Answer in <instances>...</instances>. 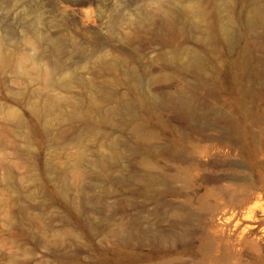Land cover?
Returning a JSON list of instances; mask_svg holds the SVG:
<instances>
[{
    "label": "rangeland",
    "instance_id": "1",
    "mask_svg": "<svg viewBox=\"0 0 264 264\" xmlns=\"http://www.w3.org/2000/svg\"><path fill=\"white\" fill-rule=\"evenodd\" d=\"M0 264H264V0H0Z\"/></svg>",
    "mask_w": 264,
    "mask_h": 264
},
{
    "label": "bare ground",
    "instance_id": "2",
    "mask_svg": "<svg viewBox=\"0 0 264 264\" xmlns=\"http://www.w3.org/2000/svg\"><path fill=\"white\" fill-rule=\"evenodd\" d=\"M194 59V58H193ZM193 62V61H192ZM209 85V84H208ZM201 87H206V85L204 83H201L200 84ZM245 86V85H244ZM238 91V95H240L241 97H238V100L242 99L244 97L245 94L247 93H253L252 90H249L247 89L245 94L241 91V90H237ZM182 97V96H181ZM179 102L183 101V97L182 98H179L178 100ZM185 102V101H184ZM178 103V102H177ZM183 105V103H182ZM230 153V152H229ZM230 157V155H215L213 157H211L210 159L207 160V162L205 163V168L206 170L208 171L207 173H203L200 175V178L205 181L206 183L210 184V185H216L218 183L221 182V176L218 175V173L216 171H221L223 170L224 168H227V167H230L232 165H237L236 163H234L232 160V162L230 160H228V158ZM177 159H179L180 161H186V156L183 155V154H179L177 156ZM239 163V162H237ZM241 164V163H240ZM193 170H196L197 167H189ZM202 169V168H201ZM243 176H246V173L243 175ZM250 177H243V179H248ZM216 188L215 187H211V190L212 191H215L214 189ZM239 216V215H238ZM237 215H234V218H235V221H234V226L237 227L239 224H240V220L241 218H239ZM233 218V219H234ZM195 219L191 220L189 223H188V227L190 228V230H193L194 227H195ZM249 227L246 226L242 229V231L238 234V237L237 239H235V242L231 241L232 239H228V238H224L222 239L223 237H219V238H216L215 241H217L215 245V247L213 245H211V247L213 246L214 247V251L216 253H213L214 256L211 257V260H216L218 262V260H220V254H222L224 251L229 250V248H235L236 249V245H240V246H246L247 244L251 245L253 244L254 245H258V241H256V239H251V236H250V231L247 230ZM222 235V234H221ZM224 236V235H222ZM225 237V236H224ZM230 238V237H229ZM213 244V243H212ZM224 244V245H223ZM255 246V247H256ZM213 247H212V250H213ZM230 248V249H231ZM211 250V249H210ZM210 253V252H209ZM216 254V256H215ZM214 261V263L216 262ZM213 262V261H211ZM216 262V263H217Z\"/></svg>",
    "mask_w": 264,
    "mask_h": 264
}]
</instances>
